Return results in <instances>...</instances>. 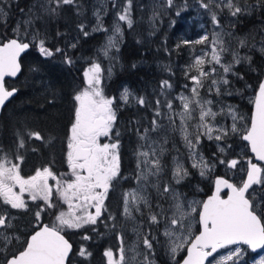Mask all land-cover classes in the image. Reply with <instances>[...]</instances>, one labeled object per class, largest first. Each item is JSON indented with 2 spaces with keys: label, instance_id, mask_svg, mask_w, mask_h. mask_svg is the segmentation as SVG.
<instances>
[{
  "label": "rangeland",
  "instance_id": "rangeland-1",
  "mask_svg": "<svg viewBox=\"0 0 264 264\" xmlns=\"http://www.w3.org/2000/svg\"><path fill=\"white\" fill-rule=\"evenodd\" d=\"M185 1L187 0H173L172 4L168 5L167 0H148L150 11L149 21L151 25L156 28L162 20V12L167 13L174 5L183 4L185 6ZM189 1L196 11V25L193 29L188 28L182 37L183 42L189 41V62L186 65L187 84L178 94L180 105L176 109H171L168 112V118L164 123L154 125L142 131V145L137 150V170H133L131 174L121 173L119 163V173L111 181L109 191L116 180L121 181L128 177L132 178V183L130 186L123 188L120 202L117 201V195L119 196L120 192L117 190V195L115 192V198H113L111 202L112 206H110L112 209L116 207L115 211L111 210L108 204H104L105 210L102 211L101 216L97 218L95 224H87L79 228L76 243V258H79L78 264L80 262L81 264H108V258L105 255L108 250L114 253V259H118V250L121 247V241L124 248V264L178 263L183 258H180V256L186 254L189 244H185L182 249L173 255L171 252L170 238L164 235L166 229H168V218L172 216L171 206L175 202L173 196H179L180 200L184 202L186 210L189 209L190 205L196 208V212H191L188 220L185 221L186 225H191V235L194 238L199 231V213L202 202H204L206 195L213 190L212 186H214L215 178L217 176H225L237 184H241L245 180L246 169L249 166L248 161H253V154L250 151L248 143L243 139V134L250 127L251 114L249 115L246 111L247 109L245 107L242 109V107L243 105L245 106L244 102L252 107L259 84L253 85L252 82H249L245 74L238 67L250 63L253 58V54L250 52L252 48L256 49L264 57V24L262 22H257L256 24V21L253 19L251 23L244 20V17L251 12L253 13V11L255 12L257 10L256 12H258L263 9L264 12V0H231L233 4L232 8L228 7V0H203V3L209 4V8L202 7L201 0ZM51 5L48 3V0L33 1L27 11L20 15L12 25V30L15 35L23 40L30 39L33 46L34 44H39L40 40H45V33H42L40 37L34 32L32 20L40 19V17L45 19V15H48V9H50ZM127 6V0H94L91 19L81 24L83 28L79 26L75 33L67 37L69 47L72 48V45L78 44L80 35L86 36L85 33L88 35L94 32L103 34L102 42L97 48L101 55L99 64L102 69L99 88L106 98L113 99V104L111 105L113 111L117 98L123 100V102L135 99L140 100L139 96L125 84L120 87L117 96L105 92L109 80L114 76L118 68L122 67L120 49L124 40L125 26L127 23L126 21H119L118 15ZM235 7H240L241 11L236 15H232ZM109 12H111V16L108 15ZM129 12L131 18V7ZM213 14H215L216 19L219 21L218 24L213 22ZM257 17L261 18L260 15ZM26 21H29V23H25ZM117 24H119L121 32L114 36V27ZM3 33V30L0 28V41H2ZM217 34L225 49L221 53L220 64L208 62L211 60L212 41L217 38ZM33 36L36 37L35 40L32 39ZM204 36L208 37L207 41L204 43H195ZM110 37H114L116 43L114 47L108 48ZM241 41L244 43L241 44ZM106 49L107 55L104 54ZM217 51H219V46ZM202 55L205 58L203 71L208 73L211 68H215L214 73L201 78L203 87L198 88L201 102L211 101L212 103L209 106L217 113L215 121L209 118L208 123L212 124L213 127L230 129L233 120L232 115L229 113V108L233 109L237 116L243 117V120L237 121L238 131L236 133L229 131L228 135L220 140L215 139V136L219 133L213 132V138L209 139L207 135L202 134L204 129H199V143L197 144L195 137L198 134L196 126L199 123V113L198 111L193 112V119L188 121L189 138L195 145V151L210 165V168L205 171L204 175L200 174V168L192 167L193 161L191 154L193 149L189 147L179 130L181 122L178 115L183 110L180 97H191L192 95L191 89L194 83L190 77L197 74L192 65H194L195 59ZM237 60H239L238 63L236 62ZM94 63H90L86 67V70ZM221 65H229L230 70L225 73ZM224 79L228 81L227 84L222 83ZM213 80L217 81V83L212 84ZM125 90L128 92L127 100L122 98ZM170 115H174V120H169ZM114 142L116 141L112 139V130L108 137L102 136L100 138L101 144ZM222 148L224 149L223 152L220 151ZM153 149L156 150L155 156L160 159L161 170L158 175H149L145 181L142 178V173L147 171L148 165L144 163L145 158L140 153H149L148 159L151 160L153 158ZM211 151H215V153ZM2 157L0 156V158ZM8 159L13 163L19 164L21 176L27 178L35 174L36 170L32 171L33 173L31 174V172L26 173L27 167H25L26 170L21 169L24 163L23 158L22 161L13 158ZM233 159L239 161V163L235 168H230L228 162ZM221 160L224 163H220ZM178 161L187 170V175H183L182 173L183 178L174 176ZM262 166L264 168V165ZM69 170L71 169L69 168ZM138 178L140 179L138 180ZM50 182L53 184V180H50ZM206 185L212 190H207ZM165 187H168L170 191L165 193L163 191ZM133 189L138 191L143 189L141 194L146 196L148 204L141 203L139 211H136L133 207L132 214L129 216L124 213V199L125 195ZM14 190L19 192V187L17 186ZM52 195L51 202L55 207L49 208L47 211L43 200L37 199L33 201L27 192L23 195L26 203V207L23 209L12 208L10 204L4 202L3 197H0V214H4L9 218L7 226L0 228V237L23 239L30 228H32L31 226L39 225L45 215L52 217L54 223L56 216L60 212H68V204L59 194L53 191ZM248 196L254 207L258 205L260 210H264V181L261 184H255L248 192ZM192 202L195 203L193 204ZM41 208H44V211L41 213L40 220L37 221L35 213ZM162 209L163 214L161 215ZM90 211L94 212V208L90 209ZM257 212L260 214L259 210ZM77 214L80 213L77 212ZM153 214L157 216L158 223H153L150 220V215ZM21 228L24 230L23 233H19L18 231ZM65 229L71 232L74 230V228ZM86 236L89 239H85ZM145 238L151 242V249L144 244L143 241ZM89 241L97 244L95 249L99 251L98 255H96V251L89 252L87 248ZM236 247L240 248V255L234 257L233 261H229L228 264H233V262L234 264H261V261L264 260V249L259 252H253L245 244L228 245L218 250L213 256L219 259L221 256L230 254ZM82 248L91 255L81 256L79 253ZM161 257L165 258L166 260L164 261L166 262ZM209 261H212V264H216V261L212 257L206 264H209Z\"/></svg>",
  "mask_w": 264,
  "mask_h": 264
},
{
  "label": "snow or ice",
  "instance_id": "snow-or-ice-1",
  "mask_svg": "<svg viewBox=\"0 0 264 264\" xmlns=\"http://www.w3.org/2000/svg\"><path fill=\"white\" fill-rule=\"evenodd\" d=\"M73 0H48V3L54 4L56 7L48 9L55 13L57 8L63 4H70ZM173 0H167L168 5H171ZM202 7L209 8V4L203 3ZM131 7V0H128V6L118 15L119 21H126L128 27L132 26V19L130 18L129 9ZM228 7L232 8L231 0H228ZM241 11L240 7H235L232 15H236ZM0 14H2V7H0ZM213 22L218 24L215 14L212 16ZM25 23H29L26 21ZM83 28V26H81ZM106 30V29H105ZM121 32L119 24L114 27V36ZM87 35V33H85ZM26 38V34H25ZM36 39L35 36L32 37ZM208 40L207 36L202 37L195 43H204ZM115 38L110 37L108 41V48L115 46ZM185 44L189 41H184ZM244 42L241 41V44ZM179 46V45H178ZM219 46V51L217 48ZM75 47V45H72ZM29 48V43L21 42V38L10 39L7 42H0V107L4 106L5 102L14 95L16 89L9 90L5 86L6 76H16L20 71L18 57L21 52ZM59 48L56 52H60ZM225 49L222 46V41L217 38L212 41V53L209 63H221V53ZM39 52L46 57L52 56L51 49L45 47V41H39ZM107 55V49L104 52ZM206 55V54H205ZM67 63H72L70 59ZM237 63L239 60L236 61ZM205 63L204 55L195 59L192 67L197 74L190 77L194 86L191 89V97L181 96L182 111L178 114L181 122L180 132L189 147L193 149L192 167L200 168L201 175L210 168V165L203 159L202 156L195 151V145L189 138L188 121L193 119V112L198 111L199 123L197 124V135L195 141L199 143V129L203 128V135H207L209 139L213 138V132L219 133L215 136L216 140H220L228 135V132L236 133L237 121L243 120V117L237 116L235 111L229 108V113L232 115L233 123L231 128L213 127L208 123L210 118L215 121L217 113L209 106L211 101L201 102L199 97V87H203L202 77H207L215 72V68H211L208 73L203 71ZM223 71L227 73L230 70L229 65H221ZM102 69L99 63H94L84 72L86 77V87L83 88L74 99L78 102L75 109L74 122L70 128V137L68 142L67 162L71 169L72 179H64L62 174L57 176L50 167L36 170L35 174L27 178L20 175L19 164L10 161L7 156L0 158V197H3L4 202L10 204L12 208L23 209L26 203L23 199L24 193L30 194V199L35 201L41 199L45 202L47 208H54L55 205L51 202L53 191L68 204V212H60L56 216L55 222L49 226L43 224L31 235L30 239L26 241L24 250L18 253H13L10 258H7L5 264H67L69 253L72 245L65 239L62 234L65 228H81L87 224H95L98 217L101 216L102 211L105 210L104 204L109 191L111 181L119 173V141L117 139L114 143H100V138L108 137L112 129L113 123L116 119L115 113L111 107L113 104L112 98H106L99 88L101 82ZM217 81L213 80L212 84ZM223 84L228 81L224 79ZM162 87H171L167 81H164ZM219 91V89H217ZM128 99V92L125 90L123 97ZM140 104L144 103L141 98ZM255 111L251 117L250 127L246 129V134L243 139L249 141L251 144V151L255 153L260 161H264V82L260 83L258 95L255 98ZM159 104V101H157ZM169 109L172 108L171 103L167 104ZM222 111V110H221ZM159 115V112H157ZM169 120H174V115L169 116ZM155 124V121H154ZM29 138L35 137L42 139L39 132H29ZM20 146L23 147L24 141L20 140ZM155 149H153L151 160L148 159L149 153L141 152L140 155L145 158L144 163L148 165L147 171L142 173V178L146 181L149 175H158L161 170L159 157L155 156ZM221 152L224 149H220ZM18 161H22V157H17ZM220 163H224L223 160ZM239 161L233 159L228 162L230 168H235ZM248 168L246 169V180L242 181L240 186L229 182L228 179L217 177L215 180V193L206 201L202 202V210L199 213V222L202 224L203 230L194 238L191 235V225L185 224L191 212H196L194 206L185 209L184 202H182L178 195L173 196L174 204L171 206L172 216L168 218V229L164 235L170 238L171 252L175 255L185 244H189L187 258L183 260V264H205L209 257L216 261V264H228L233 261L234 257L240 255V248L236 247L230 254L221 256L217 259L213 253L217 249L226 247L227 245H238L241 242L256 249L264 246V210H260L258 205L253 206L251 200L246 197V193L253 184H261L264 181V168L258 164L248 161ZM243 170V169H242ZM187 175V170L183 165L176 164L174 176L183 178ZM140 178H138L139 180ZM49 180L55 183L50 184ZM178 182V180H177ZM19 187V192L14 189ZM223 188L230 190L227 199H222L220 192ZM165 193L170 189L165 187ZM143 189L139 191L131 190L125 195L124 199V213L126 215L132 214V208L139 211L140 204H148L146 196L142 195ZM131 203V207H130ZM193 204L195 202H192ZM94 208V212L90 209ZM260 215H257V211ZM44 208H41L35 213L37 221L41 218V213ZM79 212L80 214H77ZM163 209L161 210V215ZM8 217L0 214V227L7 226ZM150 220L153 223H158L156 215H150ZM18 239V238H17ZM89 239V237H85ZM7 241V238L5 237ZM144 244L151 249V242L145 238ZM118 259H114V253L108 250L105 255L108 258V264H124V248L121 241V247L118 250ZM81 256L91 255L85 249H81ZM212 264V261H209ZM234 264V262H233ZM264 264V260L261 261Z\"/></svg>",
  "mask_w": 264,
  "mask_h": 264
},
{
  "label": "trees",
  "instance_id": "trees-1",
  "mask_svg": "<svg viewBox=\"0 0 264 264\" xmlns=\"http://www.w3.org/2000/svg\"><path fill=\"white\" fill-rule=\"evenodd\" d=\"M33 1L35 0H0L3 9L0 14V28L4 32L2 40L16 36L12 25ZM93 2L94 0H73L70 4L61 5L55 13L48 11L45 19L40 17L32 20L34 32L40 37L42 33L46 34L45 47L51 49L53 55L44 56L39 52V44H34L22 58L19 77L6 81L18 91L6 104L0 118V156L6 155L15 160L21 156L24 159L21 169L26 170L27 167L26 173L32 174L34 170L50 167L57 176L64 174V179L72 178L67 152L70 128L77 107L74 97L86 87V67L92 62L100 63L101 55L97 48L102 42L103 34L94 32L86 36L80 35L78 44L72 48L69 47L67 37L91 19ZM52 7L56 6L52 4L50 8ZM256 11L246 15L244 20L251 23L253 19L256 24H264L263 9ZM195 13L187 0L185 6L174 5L167 13L162 12V20L154 28L149 21L148 0H131L133 23L131 27L125 26L120 49L122 67L109 80L105 90L106 93L117 96L120 87L125 84L144 100L140 104L137 99L123 102L117 98L114 103L116 119L111 130L112 139L119 141L121 173L131 174L133 170H137V150L142 145V131L164 123L168 112L180 105L178 94L187 84L186 65L189 62V44H185L182 37L188 28L195 27ZM108 15L111 16V12ZM57 48L61 51L56 52ZM250 52L253 54L250 63L240 65L238 69L249 82L257 85L264 74V57L254 48ZM67 59L72 63H67ZM164 81L171 87H162ZM168 103H171V109L167 107ZM244 103L242 109L245 107L250 115L252 107ZM29 132H39L42 139L29 138ZM21 139L24 141L23 147L19 143ZM116 181L105 200L109 208L117 190L120 192L117 201L120 202L122 190L130 186L132 178ZM206 189L212 190L207 185ZM110 209L115 211L116 207ZM71 240L76 248L77 235H71ZM87 246L89 252L96 251L98 255L95 242L89 241ZM72 258L73 255L71 264H74Z\"/></svg>",
  "mask_w": 264,
  "mask_h": 264
},
{
  "label": "water",
  "instance_id": "water-1",
  "mask_svg": "<svg viewBox=\"0 0 264 264\" xmlns=\"http://www.w3.org/2000/svg\"><path fill=\"white\" fill-rule=\"evenodd\" d=\"M14 38H18V37H16V36H11V37H9V38H7V39L1 41V42H7L8 40H10V39H14ZM21 42L29 43V48L26 49L25 51L21 52L20 55H19V57H18V63H19V65H20V71L16 74V76H14V77H12V76H6V77H5V86H6L9 90H12L13 88H15V89H16V92L14 93V95H13L12 97H10V98L5 102L4 106L0 107V118H1L2 112H3V110H4L5 106H6V104H7V103H8V102H9V101H10V100H11V99L17 94V91H18L16 87L8 86V85L6 84V81H7V80H16V79L19 77V75H20V73H21V71H22V58H23L24 55H25L27 52H29V51L31 50V48H32V42H31L30 39H27V40H22V39H21ZM262 82H264V74H263V76H262V78H261V80H260V83H262ZM260 83H259V85H260ZM259 85H258V88H257V90H256L255 98H256V96L258 95ZM254 101H255V99H254ZM254 111H255V103L253 102V104H252V110H251V117H252V115L254 114ZM244 134H246V133H244ZM244 134H243V135H244ZM245 141H246V140H245ZM246 142L248 143V146H249L250 151H251V144H250V142H249V141H246ZM251 153L253 154V161H252V163H256V164H258L261 168H263L262 165H264V161H260V160L258 159V157H256L255 153H253L252 151H251ZM217 177H223V178H225V179H228L229 182L236 184L233 180H231V179H229V178H227V177H225V176H217ZM217 177H216V178H217ZM216 178H215V180H216ZM246 178H247V177H245V180H246ZM236 185H237V186H240V185H238V184H236ZM254 185H255V184H253L252 187H253ZM252 187L249 188L248 192L252 189ZM223 191H226V194H222ZM248 192L246 193V197H247L249 200H251L250 197L248 196ZM214 193H215V183H214V186H213V190H212V192L206 195L204 201H206L210 196L214 195ZM228 194H230V190L227 189V188H223V189L221 190V192H220V196H221L222 199H227ZM201 210H202V207H201ZM201 210H200V212H201ZM257 215H260V214H258V212H257ZM42 225H43V224H42ZM47 225H48V224H47ZM49 226H50V225H49ZM38 230H39V227H38L35 231H38ZM202 230H203L202 224L199 222V231H198V233H197L196 235H199L200 232H201ZM35 231H34V232H35ZM34 232H33L31 235H33ZM62 234H63V233H62ZM31 235L29 236V239H30ZM63 235H64V234H63ZM64 236H65V235H64ZM29 239H28V240H29ZM65 239H67L68 242L72 245V243L70 242V240H69L66 236H65ZM240 244H244V243L241 242ZM245 245H246V244H245ZM189 246H190V245H188V247H189ZM227 246H228V245H227ZM247 246H248V247L250 248V250L253 251V252H259V251H261L262 249H264V246L259 247V248H256V249L251 248V246H249V245H247ZM25 247H26V246H25ZM188 247H187V250H188ZM72 248H73V246H72ZM23 250H24V249H23ZM187 250H186V254L184 255V257H183V258H182L177 264H183V260H184L185 258H187V255H188V251H187ZM218 250H220V249H217V251H218ZM71 251H72V249H71ZM70 253H71V252H70ZM70 253H69V255H70ZM214 254H215V253H213V255H214ZM68 258H69V257H68ZM210 258H211V257H209L208 260H209ZM208 260L205 261V264L207 263Z\"/></svg>",
  "mask_w": 264,
  "mask_h": 264
},
{
  "label": "flooded vegetation",
  "instance_id": "flooded-vegetation-1",
  "mask_svg": "<svg viewBox=\"0 0 264 264\" xmlns=\"http://www.w3.org/2000/svg\"><path fill=\"white\" fill-rule=\"evenodd\" d=\"M70 178H68L69 180ZM50 182V180H49ZM55 182L53 181V184ZM50 184H52V182H50ZM222 194H226V191H223ZM49 208H46V211ZM43 221H41V223L39 225H34L31 226L32 228H30L29 232H27V234L25 235V237L22 239H18L16 237H8L7 241L5 240V237H0V264H5V261L7 258H10V256L13 253H18L19 251H22L25 246H26V241H28L29 236L38 228L40 227L42 224H48V225H52L53 224V218L50 216H44V218L42 219ZM0 228H4V227H0ZM22 230V231H21ZM21 230H18L19 233H23L24 230L21 228ZM66 231H68L69 233H67ZM63 230V234L70 240V242L72 243V251L69 255L68 258V262L67 264H71V256L73 255V263L74 264H78L79 262V258H76L77 256V251L74 245V242L71 240V235L75 236L79 233V228H74V230H72V232L70 230ZM16 232V231H15ZM12 238V239H11ZM247 246V245H246Z\"/></svg>",
  "mask_w": 264,
  "mask_h": 264
}]
</instances>
